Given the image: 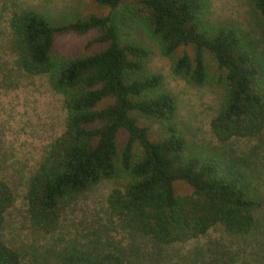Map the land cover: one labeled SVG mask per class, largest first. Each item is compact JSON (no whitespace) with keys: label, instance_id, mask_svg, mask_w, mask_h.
Returning a JSON list of instances; mask_svg holds the SVG:
<instances>
[{"label":"trees","instance_id":"16d2710c","mask_svg":"<svg viewBox=\"0 0 264 264\" xmlns=\"http://www.w3.org/2000/svg\"><path fill=\"white\" fill-rule=\"evenodd\" d=\"M91 2L119 9V25L94 14L55 24L33 7L9 20L19 68L47 76L65 114L62 133L26 182L31 226L51 234L69 199L102 180L124 178L123 188L106 197L107 210L154 246L183 244L214 226L234 236L251 232L254 212L264 203L259 183L229 151L190 142L178 132L173 97L161 77L147 70V50L133 39L119 41L117 31L141 26L170 59L171 73L194 87L208 81L204 52L213 59L223 96L209 129L219 144L255 139L264 131V52L258 41L228 23L207 26V0ZM249 7L264 36V0H249ZM89 32L95 36L84 48L98 49L68 58L54 51L55 36ZM141 120L156 126L155 138ZM176 182L190 193L176 195ZM12 202L0 179V229ZM46 254L41 261H22L0 242V264H129L121 253L75 244Z\"/></svg>","mask_w":264,"mask_h":264},{"label":"rangeland","instance_id":"374dc122","mask_svg":"<svg viewBox=\"0 0 264 264\" xmlns=\"http://www.w3.org/2000/svg\"><path fill=\"white\" fill-rule=\"evenodd\" d=\"M33 7L55 24L89 14L110 16L119 25V9L113 12L95 6L91 0H0V179L10 188L13 202L4 216L0 242L18 253L22 261L43 260L50 248L82 245L89 249L121 253L129 264H264V203L254 212V229L245 236H234L214 226L204 235L183 244L158 247L109 214L106 197L113 189L121 190L124 178L102 180L82 194L69 199L62 208L57 229L51 234L35 230L30 224L24 199L26 182L45 149L62 133V98L49 86L47 76L25 74L18 66L9 20L15 13ZM206 25L228 23L258 41L264 52V36L257 28L249 0H207ZM118 39H133L148 52L147 70L159 75L163 89L174 100L178 132L190 142L229 151L242 160L259 183L264 196V131L255 139H232L219 144L212 136L209 122L222 101L215 84L216 67L204 52L203 63L208 81L202 87L186 84L170 70V59L161 54L156 42L139 25L118 29ZM95 36L62 34L55 36L54 51L61 57H73L99 48L85 49ZM179 52L176 53V55ZM151 138L156 126L141 120ZM176 195H187L190 188L174 184ZM198 259L197 261H195ZM202 260V261H200ZM46 262V261H44Z\"/></svg>","mask_w":264,"mask_h":264}]
</instances>
